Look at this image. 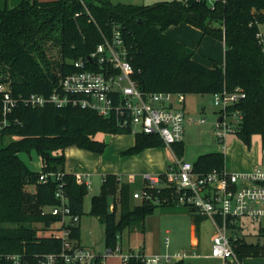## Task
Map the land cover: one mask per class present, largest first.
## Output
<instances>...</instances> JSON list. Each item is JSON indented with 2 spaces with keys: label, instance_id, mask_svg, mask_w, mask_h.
<instances>
[{
  "label": "trees",
  "instance_id": "trees-1",
  "mask_svg": "<svg viewBox=\"0 0 264 264\" xmlns=\"http://www.w3.org/2000/svg\"><path fill=\"white\" fill-rule=\"evenodd\" d=\"M181 23L222 41L224 62L212 61L211 66H206L194 59V49L166 34L169 27ZM261 25L264 0H216L213 5L206 0H170L153 5L114 4L109 0H19L10 5L9 0H0V83H9L15 97H49L65 75L76 71L74 63L87 59L105 38L111 39L117 27L133 66L132 77L141 91L215 96L239 88L245 97L229 112L240 117L234 134L247 147L252 137L259 135L264 151ZM93 64L88 63L92 70H102L100 64ZM3 119L0 95V121ZM6 119V127L0 131V264H12L8 255H23L25 264H38L37 256L62 249L59 237L39 233L50 231L60 222V216L49 212L59 205L57 190L62 187L68 196L73 215L81 219L85 213L89 188L65 172L66 149L78 147L102 153L106 143L96 140L97 134L131 132L119 129L114 118L71 105L20 104L6 114ZM7 138L13 139L1 145ZM155 147H165L160 136L139 133L135 135V145L125 153L138 154ZM183 149V142L172 146L179 159ZM32 151L41 160V171H32L20 157ZM193 164L198 173L222 171L225 154H204ZM55 175H59L58 179ZM42 176L46 181L40 179ZM160 178L164 179V175ZM145 185L142 189L151 199L133 204L130 184L108 174L102 179L99 194L92 196L90 214L96 215L104 227L107 253L121 250L124 231L144 233L147 217L157 208L176 212L183 207L193 213L194 225L205 220L193 208L178 206L175 190L169 185L153 189ZM69 229L70 237L79 245L80 226ZM141 254L144 253L126 254L129 258L123 264H145ZM241 255L263 257L264 249L248 244ZM100 259L99 256L96 264Z\"/></svg>",
  "mask_w": 264,
  "mask_h": 264
},
{
  "label": "built area",
  "instance_id": "built-area-1",
  "mask_svg": "<svg viewBox=\"0 0 264 264\" xmlns=\"http://www.w3.org/2000/svg\"><path fill=\"white\" fill-rule=\"evenodd\" d=\"M206 1L213 5L216 0ZM95 62L100 64L101 71L89 67L88 63ZM74 67L76 71L65 75L59 87L49 97L37 94L15 97L9 83H0L4 116L0 121V131L7 125L6 114L20 104L27 107L71 105L92 109L104 118H114L119 129L128 130L131 134L158 135L169 149L174 144L183 142L186 123L194 122L188 117L186 95L141 91L132 77L133 66L119 28L115 27L111 39L105 38L94 53L85 60L76 61ZM244 97L242 91L236 88L233 92L216 94L214 100L225 109L228 104L233 105ZM235 116L239 121L240 117L236 113ZM222 120L219 123L217 121L214 135L225 148L226 136L236 131L238 122ZM200 123H204V120H200ZM162 175L164 179L160 175H146L145 187L153 189L169 185L175 190L178 206L193 208L196 214L212 223L215 232L212 236L211 254L200 256L182 251L138 255L145 264L186 263L199 257L218 259L221 264H243L244 259L253 258L242 257L241 251L246 245L255 244L264 249V168L255 166L245 173H229L225 168L222 171L198 173L195 172L193 163L176 158ZM58 176L55 175L57 179ZM76 177L78 183L91 188V181L82 176ZM40 179L46 181V176ZM134 197L141 201L151 199L146 190ZM56 198L59 205L50 208L49 212L61 218L50 233L62 240V249L57 253L37 256L38 264H96L99 256V264H105L107 257L115 254L106 251L96 253L78 245L70 237L69 228L77 226L80 217L72 214L68 196L62 187L57 190ZM168 244L169 237L165 238L166 247ZM194 246H199L197 239ZM120 252L118 249L116 254ZM119 255L122 261L129 258V255ZM23 257L8 255L7 259L12 264H25Z\"/></svg>",
  "mask_w": 264,
  "mask_h": 264
},
{
  "label": "rangeland",
  "instance_id": "rangeland-1",
  "mask_svg": "<svg viewBox=\"0 0 264 264\" xmlns=\"http://www.w3.org/2000/svg\"><path fill=\"white\" fill-rule=\"evenodd\" d=\"M9 1L10 5H14L19 0ZM109 1L114 4L153 5L158 2L170 0ZM193 29L198 30L196 27H193ZM178 32L183 33L191 42L197 39L193 31H177L175 33L177 34ZM261 32L264 33V29ZM168 33L170 34L171 32L168 31ZM195 43L197 46H194L192 49L196 51L195 53L197 55H201L196 49L200 45L199 50L205 48L212 57L217 58L220 56L222 58L224 56V51L221 47L222 44L219 40L207 37L203 40L202 36H200ZM209 57L206 56L203 60L207 64L210 62L209 66H211L212 61ZM186 105L188 117L193 119L194 122L186 123L185 125L182 159L194 163L201 155L222 152L225 154V168L229 171L244 172L241 169L246 168L249 170L255 165L254 159L262 155L261 138L259 135L253 136L251 146L247 147L234 133L230 132L226 136L227 145L225 148H223L214 135L218 118L222 117V121L226 122H238L235 114L231 115L229 113L232 104H228L224 109L215 103L214 96L190 94L186 95ZM200 120H204V123H200ZM130 135L135 136L134 134ZM95 138L98 141L106 143L105 150L102 153H97L78 147H69L65 151V169L67 173L76 176L81 175L92 182V188L89 189V194L84 200L85 213L81 216L78 225L80 226L82 245L99 253L106 251L104 227L96 215L90 214V210L92 196L99 194L103 177L108 174H115L122 181L129 183L130 197L133 204L140 203L141 199H136L134 195L142 192L143 189L141 188L143 187L146 175L156 176L163 173L161 170L163 169L162 160L164 153H169V149L166 147H155L151 148L152 151L148 150L149 153H145L144 156L142 154L147 149L138 154L127 155L125 153L127 149L119 150L118 142L112 141L111 134L99 133ZM12 139L7 138L1 145H7ZM20 157L32 171H40L37 169L41 167V160L35 151H32L30 155L21 153ZM32 188L29 187L31 190ZM194 224L193 213L183 207H180V210L176 212L164 211L157 208L147 217L144 233L139 231L135 233L124 231L121 234L120 244L122 254L126 255L130 252L136 254L142 251L149 256L165 252L175 253L183 251L190 254L195 253L200 256L210 255L212 236L215 232L214 226L209 220L205 219L199 225H195L196 227L192 231ZM38 227L41 228L42 225L40 224ZM55 228L53 226V229ZM192 232L195 233L199 241L198 247L194 246ZM39 233L45 235L51 234L49 230ZM167 237H169V244L166 247L165 238ZM108 262H111L110 264H118L117 262H121L119 260V254L109 256ZM186 264H221V261L213 258L199 257L188 260ZM243 264H264V256L244 259Z\"/></svg>",
  "mask_w": 264,
  "mask_h": 264
},
{
  "label": "crops",
  "instance_id": "crops-1",
  "mask_svg": "<svg viewBox=\"0 0 264 264\" xmlns=\"http://www.w3.org/2000/svg\"><path fill=\"white\" fill-rule=\"evenodd\" d=\"M41 2H48V1H56V0H40ZM174 26H171V27H169L167 30H166V33H167V35L169 34L168 33V31L169 32H171L170 34H169V36H171V37H173V38H175V39H177L178 41H180V42H182L183 44H185L186 46H188V47H190V48H193L194 46H197L196 45V41H197V39L200 37V36H202V39L204 40L205 39V37H207V38H211V37H208V36H204L203 35V33H202V31L200 30V29H198V30H195V29H193V26H191V25H189V24H187V23H181V24H179L178 26H175V28H173ZM192 27V28H191ZM172 29H173V31H172ZM197 29V28H196ZM263 29H264V25H261V31H263ZM177 31H190V32H192L193 31V34L197 37V39L195 40V41H193V42H191L190 40H189V38H187V37H185L184 35H183V33H180V32H178L177 34L175 33V32H177ZM262 33V32H261ZM262 34H264V33H262ZM211 39H213V38H211ZM202 41V40H201ZM221 42V47H222V49H223V51L225 52V46H224V43L222 42V41H220ZM263 44H264V41H263ZM200 45H198V47L196 48L197 49V51H199L200 52V54L201 55H197L196 53H195V55H194V59L196 60V61H198V62H200V63H202V64H204V65H206V66H209L210 65V62H209V64H207V63H205V61L203 60L206 56H210L209 57V59L211 60V61H216V62H219V63H223L224 62V56L221 58L220 56L219 57H212L211 56V54L208 52V51H206V49L205 48H201V50H199L200 48ZM204 55H206V56H204ZM187 109V108H186ZM188 112V111H187ZM123 137H126V138H123ZM112 141H117L118 142V148H119V150H128V149H130L131 147H133L134 145H135V136H131V135H129V136H126V135H112ZM167 148V147H166ZM169 149V148H168ZM152 151V149L151 148H149V149H147L146 151H144L143 152V154H142V156H144L145 155V153H149V151ZM263 157H264V151L262 150V155L261 156H259L257 159H254V164L255 165H253L252 167H251V169H249L250 171L255 167V166H260V167H262V168H264V159H263ZM172 158H174V160H172ZM176 155L174 154V152H173V150L172 149H169V153H167V152H165L164 153V157H163V160H162V166H163V169H161L162 170V172L163 173H161V174H164L165 172H166V170H167V168L170 166V165H172V163L173 162H175L176 161ZM41 165V164H40ZM41 168H42V165H41V167L39 168V169H37V170H40L41 171ZM225 170L227 171V172H229V173H235V172H238V173H245V172H250L249 170H247L246 168H244V169H241L242 171H244V172H240V171H233V170H228V169H226L225 168ZM233 171V172H232ZM36 172H38V171H36ZM65 172H66V169H65ZM67 173V172H66ZM68 174H70V173H68ZM161 174H159V175H161ZM76 176V175H75ZM78 176V175H77ZM79 176H81V175H79ZM156 176H158V175H156ZM143 185H144V183H143ZM91 188H92V186H91ZM143 188V187H142ZM141 188V189H142ZM81 220V219H80ZM79 223H80V221H79ZM195 225H193L192 226V231L195 229ZM192 236H193V240H194V242H195V240L197 239L196 238V236H195V233L194 232H192ZM79 245H81V246H83L82 245V241H81V239H80V242H79ZM85 247V246H84ZM122 250V249H121ZM99 253H104V252H99ZM129 254V253H128ZM145 254V253H144ZM119 260L121 261V262H117L118 264H123V261H122V258L120 257V255H119ZM111 262H108V257H107V259L105 260V264H110Z\"/></svg>",
  "mask_w": 264,
  "mask_h": 264
},
{
  "label": "water",
  "instance_id": "water-1",
  "mask_svg": "<svg viewBox=\"0 0 264 264\" xmlns=\"http://www.w3.org/2000/svg\"><path fill=\"white\" fill-rule=\"evenodd\" d=\"M221 120H222V118H221V117H220V118H218V123H219V122H221Z\"/></svg>",
  "mask_w": 264,
  "mask_h": 264
}]
</instances>
